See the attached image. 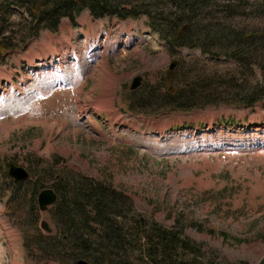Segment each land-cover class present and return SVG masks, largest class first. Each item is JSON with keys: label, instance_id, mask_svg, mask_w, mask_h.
<instances>
[{"label": "rangeland", "instance_id": "1", "mask_svg": "<svg viewBox=\"0 0 264 264\" xmlns=\"http://www.w3.org/2000/svg\"><path fill=\"white\" fill-rule=\"evenodd\" d=\"M118 2L115 14L93 18L82 9L60 16L49 31L23 6L0 0V264L87 260L78 248L53 245L38 227L53 219L50 207L32 211L37 194L28 182L39 184L38 193L55 177L74 188L95 180L129 199L131 211L115 205L116 225L122 232L138 220L139 227L111 264H146L143 232L154 236L156 227L172 229L186 244L164 246L160 259L152 253L162 260L157 264L190 257L256 264L264 259V144L257 143H264V97L243 102L264 79V0H199L190 18L177 0ZM220 21L263 39L254 51L230 55L233 40H208ZM176 25L191 46L167 44ZM67 51L80 80L74 89ZM35 59L43 62L33 72ZM169 92L183 96L182 104L230 103L169 111ZM9 164L27 172L16 190Z\"/></svg>", "mask_w": 264, "mask_h": 264}, {"label": "trees", "instance_id": "2", "mask_svg": "<svg viewBox=\"0 0 264 264\" xmlns=\"http://www.w3.org/2000/svg\"><path fill=\"white\" fill-rule=\"evenodd\" d=\"M198 1L199 0H177L179 5L176 9L185 10L184 14L188 16L189 13L192 14L194 12L195 8L200 7V3H198ZM13 2H16V4L26 8L27 11L34 17L33 21L39 26L41 25V28L48 29H52L56 26L60 16L72 18V15L78 14L82 9H87L91 16L101 17L104 14H115V12H112L115 10H111V8L115 5L119 7L121 5L118 0H47L48 6H42L38 0H13ZM123 10H125V8ZM187 16L185 19H187ZM126 17H128V15H118V18L120 19H124ZM188 17L190 18L191 15ZM33 25L35 24L33 23ZM214 25L216 27H214L212 32L207 33L209 36L208 40L212 42L216 41L217 43H226L233 40L235 43L234 46L226 44V48L232 47L229 50L230 55L241 56L242 54L254 51V41L256 39L262 40L264 36L253 31L229 30L230 26L227 23L224 24L222 21L215 22ZM181 30L182 26H173L172 39L167 36L169 39L166 41L167 44L174 46H191V43L182 41L181 35L183 34L185 38L187 37V34L184 31L181 32ZM166 35L167 34H165V37ZM1 44L3 43L0 42V48L2 49ZM206 44L209 45L208 43ZM261 63L264 64V62ZM259 87L260 88L257 92H253V96L248 94L244 97L243 103L245 105L251 106L256 101L264 97V79L263 81H260ZM192 88H194V86H191V89ZM128 95H130V93H128ZM166 97L169 101H171V106L168 107L170 109L169 111H187L195 108H202L208 105L213 106L230 103L226 101L219 102L203 99L202 101L199 100L200 102H196L195 104H182L180 99L185 98L176 92H169ZM28 183L30 184L31 193L34 195L37 194L39 184H37L35 180H29ZM75 184L77 183L63 181L59 179V177H55L52 181L51 189L57 196L56 201L49 208V214L53 219L52 224L54 232L52 234L43 235L51 239L53 241V245H67L71 251H74V248H78L79 252L77 253V256L84 257L87 260L81 258L74 260L72 258L73 261H71L72 259L70 260L69 258V261L73 264H77L78 260L84 261L86 264H111L113 260L111 256L120 258L121 252L119 253V251L122 248L124 238L127 237L129 240L131 239L132 232L129 231L136 230L137 227H139L138 220L133 222V224H127V230L125 228V231L123 230L122 232L121 228L116 225V223H118L117 217L119 215V211H115V205H123L128 211H131V203L126 197H117V194L113 190L107 189L101 182L86 180L79 185L81 188H74L73 186ZM20 185L21 184L13 183V190L18 189ZM65 186L70 187L67 189ZM65 190L67 193H65ZM36 206L37 204L33 201L32 211L36 209ZM155 229L157 233L151 237H149L146 232H143L142 256L144 259H148L146 264H157L156 262L162 261L156 260L155 254L158 255V259H160L158 253L165 251L164 246L176 245L183 248L186 245L185 240L180 239L177 233L172 229H161L159 227H156ZM134 234L135 233H132V235ZM24 243H26V241H24ZM87 244H89L88 247ZM32 248L36 247L32 246ZM38 251L45 253L44 249H38ZM124 255L125 253L123 256ZM193 261H195L194 258L190 257L183 263L193 264L195 263ZM195 264H204L203 258L198 260ZM205 264H207V262H205ZM230 264L249 263L237 261ZM256 264H264V259L259 260Z\"/></svg>", "mask_w": 264, "mask_h": 264}, {"label": "water", "instance_id": "3", "mask_svg": "<svg viewBox=\"0 0 264 264\" xmlns=\"http://www.w3.org/2000/svg\"><path fill=\"white\" fill-rule=\"evenodd\" d=\"M137 86H139V80H137L136 78L131 82L128 90H133ZM7 174L12 178L13 183H17L18 181L24 180L27 177V172H25L24 169L14 166L12 164H9ZM56 197V193L51 188L41 189L36 195L38 211L45 212L48 207L55 202ZM50 224L44 218L38 221V227L42 230L43 234H52L54 232V227ZM77 263L86 264L84 261L81 260H78Z\"/></svg>", "mask_w": 264, "mask_h": 264}, {"label": "bare ground", "instance_id": "4", "mask_svg": "<svg viewBox=\"0 0 264 264\" xmlns=\"http://www.w3.org/2000/svg\"><path fill=\"white\" fill-rule=\"evenodd\" d=\"M64 59V58H63Z\"/></svg>", "mask_w": 264, "mask_h": 264}]
</instances>
